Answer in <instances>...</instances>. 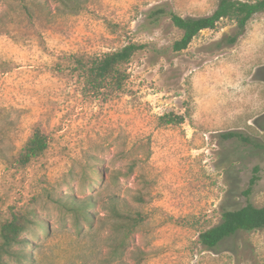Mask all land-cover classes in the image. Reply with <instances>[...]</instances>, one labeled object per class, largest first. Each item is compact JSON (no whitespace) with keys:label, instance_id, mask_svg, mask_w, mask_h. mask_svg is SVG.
<instances>
[{"label":"rangeland","instance_id":"rangeland-1","mask_svg":"<svg viewBox=\"0 0 264 264\" xmlns=\"http://www.w3.org/2000/svg\"><path fill=\"white\" fill-rule=\"evenodd\" d=\"M219 2L82 0L72 9L62 0H0V226L17 210L46 226L22 234L10 264H264V228L214 249L200 242L224 210L264 206V12L235 44L222 42L236 31L222 19L182 51L172 48L182 31L149 15L166 4L205 16ZM130 42L146 47L124 87L85 93L71 55ZM168 113L186 119L163 124ZM36 126L49 147L21 167L15 158ZM87 196L92 225L60 201ZM116 211L141 217L123 251Z\"/></svg>","mask_w":264,"mask_h":264},{"label":"trees","instance_id":"trees-1","mask_svg":"<svg viewBox=\"0 0 264 264\" xmlns=\"http://www.w3.org/2000/svg\"><path fill=\"white\" fill-rule=\"evenodd\" d=\"M70 8L81 6L82 0H62ZM264 12V0H220L216 10L205 16H183L168 5H159L153 8L149 15L155 21L167 16L172 23L182 31V36L173 42L175 51H182L191 44L193 39L205 29H214L222 19H230L236 24L234 34L224 37L222 42L235 44L245 31L248 22L257 13ZM145 44L130 42L122 48L107 52L103 55L73 54L70 57L68 69L79 72L84 80L83 90L87 94H96L104 90H121L128 79L127 66L137 52L144 49ZM186 119L184 114L168 113L160 117L163 124H180ZM228 136L241 137L238 132H231ZM49 147V138L40 126L34 128L33 133L26 141L15 158L21 167L28 166ZM95 171V169H93ZM259 167H255L254 175L250 179L245 194L249 196L258 182ZM68 211L73 212L77 222L84 219L93 224L94 215L90 212L93 206L91 197L87 196L80 202L60 200ZM117 220L115 229L120 231L122 238L115 246L123 251L132 232L139 225L141 217L127 212L116 211ZM35 212L13 211L10 218L4 220L0 226V264H10L8 258L17 253L15 246L24 241L22 234L32 224L45 228V224L37 218ZM264 228V206H257L251 201L236 209L223 211L221 221L200 234V242L208 249H214L225 239L244 231L252 232Z\"/></svg>","mask_w":264,"mask_h":264}]
</instances>
